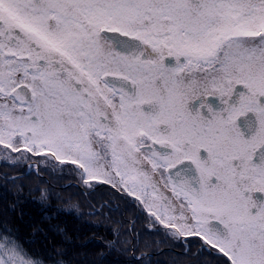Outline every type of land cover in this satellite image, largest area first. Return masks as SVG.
Listing matches in <instances>:
<instances>
[{"label":"snow or ice","instance_id":"1","mask_svg":"<svg viewBox=\"0 0 264 264\" xmlns=\"http://www.w3.org/2000/svg\"><path fill=\"white\" fill-rule=\"evenodd\" d=\"M33 159L264 264V0H0V164ZM41 255L0 226V264Z\"/></svg>","mask_w":264,"mask_h":264},{"label":"trees","instance_id":"2","mask_svg":"<svg viewBox=\"0 0 264 264\" xmlns=\"http://www.w3.org/2000/svg\"><path fill=\"white\" fill-rule=\"evenodd\" d=\"M33 160H20L18 167L0 164V226L16 230L20 242L41 253L45 264H203L211 259L183 254L185 249L149 228L133 237L119 232L127 225L125 202L117 203L108 192L86 194L75 186L73 174L43 161L40 168L51 170L37 175Z\"/></svg>","mask_w":264,"mask_h":264},{"label":"flooded vegetation","instance_id":"3","mask_svg":"<svg viewBox=\"0 0 264 264\" xmlns=\"http://www.w3.org/2000/svg\"><path fill=\"white\" fill-rule=\"evenodd\" d=\"M210 103L215 104L217 102L216 101H210ZM31 165H32V170L34 168H36L37 165H39V167H40V161H37L34 159L32 161V164H30V166ZM49 166H51V165H49ZM114 196H115V198H117V201H116L117 203L120 201L125 202L126 205H128V207H129L128 211L124 214V218H125L127 225H126V227L122 228V230L120 229L119 232L129 234L133 237L134 235L136 236V235L144 232L146 228L151 229L149 222L144 218V216L132 204L120 199V197L118 195H114ZM113 231L115 233H117L118 229H114ZM151 231H154V230L151 229ZM182 250H184V248ZM191 251H192V253H196L198 251V248L195 244H193Z\"/></svg>","mask_w":264,"mask_h":264},{"label":"water","instance_id":"4","mask_svg":"<svg viewBox=\"0 0 264 264\" xmlns=\"http://www.w3.org/2000/svg\"><path fill=\"white\" fill-rule=\"evenodd\" d=\"M34 170L36 171V168H34Z\"/></svg>","mask_w":264,"mask_h":264},{"label":"rangeland","instance_id":"5","mask_svg":"<svg viewBox=\"0 0 264 264\" xmlns=\"http://www.w3.org/2000/svg\"><path fill=\"white\" fill-rule=\"evenodd\" d=\"M44 163V162H43Z\"/></svg>","mask_w":264,"mask_h":264}]
</instances>
